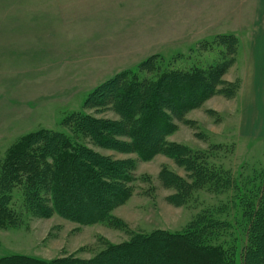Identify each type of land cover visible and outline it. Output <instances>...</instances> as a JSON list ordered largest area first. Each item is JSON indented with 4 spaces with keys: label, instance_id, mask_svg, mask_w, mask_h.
<instances>
[{
    "label": "rangeland",
    "instance_id": "374dc122",
    "mask_svg": "<svg viewBox=\"0 0 264 264\" xmlns=\"http://www.w3.org/2000/svg\"><path fill=\"white\" fill-rule=\"evenodd\" d=\"M249 1L142 0L65 24L56 0H0V175L15 144L45 131L61 133L69 142L112 160L135 164L131 197L113 211L111 222L79 225L59 215L22 214L23 190L15 188L11 208L20 212L21 220L0 227V260H89L138 235L183 233L203 212L238 226L235 233L245 240L235 187L219 190L200 183L193 186L189 200L176 198L172 175L191 179L181 162L164 152L142 161L134 153L104 149L98 137L79 132L74 123L87 116L121 124L113 96L99 90L120 74L154 83L172 70H207L232 62L222 76L232 89L214 94L183 120L169 114L176 129L165 140L202 154L210 168L229 173L246 191L256 190L264 180V141L241 139L231 118L241 80L238 53H233L229 37L248 34ZM125 130L117 128L113 140L127 142ZM224 237L230 240V235ZM224 237L214 236L210 243L219 245Z\"/></svg>",
    "mask_w": 264,
    "mask_h": 264
},
{
    "label": "trees",
    "instance_id": "16d2710c",
    "mask_svg": "<svg viewBox=\"0 0 264 264\" xmlns=\"http://www.w3.org/2000/svg\"><path fill=\"white\" fill-rule=\"evenodd\" d=\"M229 38L237 55L239 41L235 36ZM231 64L223 62L207 70H172L154 83L142 82L131 73L120 74L99 90L113 96L123 117L121 126L82 116L74 127L98 137L104 149L134 153L142 161L164 152L181 162L191 181L172 175L176 198L189 200L193 186L200 183L219 190L235 187L237 195L233 198L243 208L245 219L241 232L244 241L235 233L238 226L216 220L212 212H203L183 233L138 235L127 243L111 245L89 260L72 256L46 261L13 256L1 259L0 264H264V180L258 187L260 193L258 188L246 191L229 173L210 168L202 154L165 140L176 129L169 114L183 120L214 94L232 89V84L222 81ZM187 123L195 128L192 122ZM117 128L127 129V142L113 140ZM134 167L132 161L112 160L71 143L61 133L45 131L26 136L10 149L1 166L0 227L21 220L20 212L11 208L12 192L19 187L26 211L22 214L39 218L59 215L79 225L111 222L113 211L131 197ZM261 174L263 179L264 171ZM224 235H230V240ZM214 236L224 237L219 245L210 243Z\"/></svg>",
    "mask_w": 264,
    "mask_h": 264
},
{
    "label": "crops",
    "instance_id": "0c3cea01",
    "mask_svg": "<svg viewBox=\"0 0 264 264\" xmlns=\"http://www.w3.org/2000/svg\"><path fill=\"white\" fill-rule=\"evenodd\" d=\"M142 0H56L65 24L87 21ZM248 34H232L239 41L238 75L241 88L233 104L234 132L244 140L264 141V0L248 4ZM235 124V125H234ZM237 128V129H236Z\"/></svg>",
    "mask_w": 264,
    "mask_h": 264
}]
</instances>
